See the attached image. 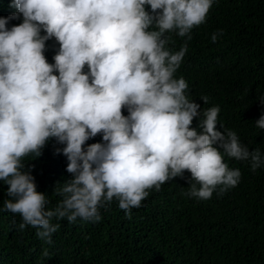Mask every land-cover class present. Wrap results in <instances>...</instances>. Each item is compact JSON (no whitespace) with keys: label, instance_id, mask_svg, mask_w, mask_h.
Segmentation results:
<instances>
[{"label":"clouds","instance_id":"clouds-1","mask_svg":"<svg viewBox=\"0 0 264 264\" xmlns=\"http://www.w3.org/2000/svg\"><path fill=\"white\" fill-rule=\"evenodd\" d=\"M213 3L13 0L16 11L0 17V181L9 197L3 210L21 217V232L31 226L51 245L60 227L53 218L99 222L100 209L115 199L131 219L150 190L185 172L184 195L198 200L236 187L241 171L225 156L248 161L252 172L264 166L259 148L249 150L219 123V105L201 108L176 76L193 29L206 23ZM173 34L186 38L178 50L169 47ZM221 36L217 30L211 41ZM52 39L58 49L49 63ZM255 125L264 130V114ZM98 135L102 142L87 143ZM53 139L63 145L56 153L66 157L71 176L57 182L61 199L49 209L24 160L40 157Z\"/></svg>","mask_w":264,"mask_h":264},{"label":"trees","instance_id":"trees-1","mask_svg":"<svg viewBox=\"0 0 264 264\" xmlns=\"http://www.w3.org/2000/svg\"><path fill=\"white\" fill-rule=\"evenodd\" d=\"M12 2L0 0V17L16 11ZM21 22L22 17L7 26ZM217 30L223 36L213 43L211 35ZM185 39L173 34L169 47L178 50ZM187 44L176 76L188 82L189 99L204 109L219 105V123L264 156V130L255 125L264 114L259 102L264 96V0H214L206 23L193 29ZM46 47L53 63L58 44L52 39ZM202 96L209 98L207 104ZM97 142H102L99 135L87 143ZM62 147L50 140L40 157L24 160L32 168L37 191L46 193L49 209L61 199L54 191L57 182L71 176L66 157L56 153ZM225 162L241 171L234 188L223 193L217 188L210 199L198 200L184 195L190 180L185 172L159 192L150 190L142 206L132 209L131 219L115 199L100 209L99 222L53 218L60 227L51 245L31 226L21 232V217L3 210L9 197L0 181V264H264V166L252 172L248 161L225 156Z\"/></svg>","mask_w":264,"mask_h":264}]
</instances>
